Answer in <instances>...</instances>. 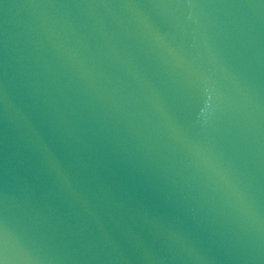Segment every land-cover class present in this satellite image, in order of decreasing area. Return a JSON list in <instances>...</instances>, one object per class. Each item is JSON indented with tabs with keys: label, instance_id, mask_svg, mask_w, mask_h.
Instances as JSON below:
<instances>
[{
	"label": "water",
	"instance_id": "water-1",
	"mask_svg": "<svg viewBox=\"0 0 264 264\" xmlns=\"http://www.w3.org/2000/svg\"><path fill=\"white\" fill-rule=\"evenodd\" d=\"M3 264H264V0H0Z\"/></svg>",
	"mask_w": 264,
	"mask_h": 264
},
{
	"label": "snow or ice",
	"instance_id": "snow-or-ice-1",
	"mask_svg": "<svg viewBox=\"0 0 264 264\" xmlns=\"http://www.w3.org/2000/svg\"><path fill=\"white\" fill-rule=\"evenodd\" d=\"M5 240H6V235H5L4 231H3V229L0 228V246L3 245ZM0 264H3V261H0Z\"/></svg>",
	"mask_w": 264,
	"mask_h": 264
}]
</instances>
